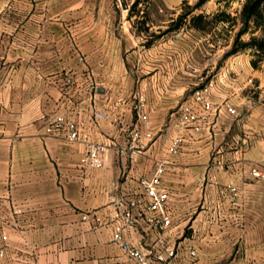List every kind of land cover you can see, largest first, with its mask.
Here are the masks:
<instances>
[{
    "label": "crops",
    "instance_id": "crops-1",
    "mask_svg": "<svg viewBox=\"0 0 264 264\" xmlns=\"http://www.w3.org/2000/svg\"><path fill=\"white\" fill-rule=\"evenodd\" d=\"M96 51L88 56V67L76 50L70 60L60 50L52 56L47 52L32 66L0 61V264H106L126 259L112 241L113 227L122 220L128 200L139 193V179L150 176L160 161L165 162L167 209L181 212L184 219H172L162 231L152 214L132 210L134 221L124 234L145 251L174 247L183 227L195 230L200 218L202 227H209L208 218L214 215L210 204L224 198L221 186L252 183L253 152L244 147L251 139L249 131L236 138L238 159L233 166L223 161L221 146L210 161L212 138L219 137L224 116L230 114L222 109L216 123L200 131L177 130L170 112L188 98L189 86L163 80L154 69L138 81L149 107L147 120L141 122L133 109L135 80L122 51L107 52L101 63L93 62ZM57 114L74 121L83 139L69 141L47 133V123ZM253 116L251 110L249 118ZM137 127L140 137L134 138ZM177 135L182 144L171 153L168 147ZM87 142L108 145L101 167L81 161ZM201 200L207 209L197 213ZM186 257L163 264H186Z\"/></svg>",
    "mask_w": 264,
    "mask_h": 264
},
{
    "label": "rangeland",
    "instance_id": "rangeland-1",
    "mask_svg": "<svg viewBox=\"0 0 264 264\" xmlns=\"http://www.w3.org/2000/svg\"><path fill=\"white\" fill-rule=\"evenodd\" d=\"M198 1L0 0V61L5 66L16 62L32 66L47 52L52 56L60 50L70 60L76 50L88 67V56L96 49L92 59L99 63L107 52L121 50L135 80L136 114L149 111L138 88V81L148 72L155 69L163 80L188 84V98L179 100L170 112L177 130H189L180 123L181 105L190 101L196 88L209 85L214 107L228 103L236 108L235 114L224 116L219 137L212 138L210 161L221 146L223 161L233 166L238 159L236 138L249 131L251 139L244 147L252 150L255 167L250 169L251 184L221 186L224 198L210 204L214 215L208 218L209 227H202L201 218L195 230L183 227L175 239L177 256L186 254V264H264V51L251 45L230 52L252 36L264 39V4L263 17L250 21L237 42L246 0H206L196 6ZM221 12L226 14L224 19H220ZM197 14L204 18L195 26L190 19ZM218 116L212 111L203 127L213 126ZM254 170L260 175H254ZM206 205L198 202L197 213L207 209ZM167 210L175 221L184 219L181 212Z\"/></svg>",
    "mask_w": 264,
    "mask_h": 264
},
{
    "label": "built area",
    "instance_id": "built-area-1",
    "mask_svg": "<svg viewBox=\"0 0 264 264\" xmlns=\"http://www.w3.org/2000/svg\"><path fill=\"white\" fill-rule=\"evenodd\" d=\"M211 87L204 85L196 88L190 101L181 105L180 123L193 130L200 131L205 123V119L212 111L218 114L224 109L227 113L233 115L236 108L228 103L221 106H213L210 99ZM138 118L141 122L147 120V113L142 110L137 111ZM46 132L53 135L64 136L69 141H78L83 139V134L79 126L72 120L62 114H57L46 125ZM134 138L140 137V128L137 127L132 131ZM182 144V136H175L168 147V151L176 153ZM108 145L101 142H87L85 152L81 161L92 167H101L103 165V156ZM165 171V162L160 161L150 176H144L139 179V193L128 200L127 206L122 215V220L113 227V243L120 247L124 252L126 259H109L106 264H163L177 256V250L174 247L166 246L153 251H145L137 244L131 242L125 234L126 226L131 225L134 221L132 210L136 209L140 213L152 214L155 224L160 230H165L172 225V216L167 210L169 191L163 183V174ZM254 175L259 176L260 172L254 170ZM234 189V188H232ZM119 214H117L118 217ZM98 219V218H97ZM3 220L0 217V227ZM2 239L6 237L2 235ZM191 254L195 251L191 250ZM4 256V248H0V257Z\"/></svg>",
    "mask_w": 264,
    "mask_h": 264
},
{
    "label": "trees",
    "instance_id": "trees-1",
    "mask_svg": "<svg viewBox=\"0 0 264 264\" xmlns=\"http://www.w3.org/2000/svg\"><path fill=\"white\" fill-rule=\"evenodd\" d=\"M206 0H199L196 3V6L201 5L202 3H204ZM264 4V0H246L245 3L242 6L241 9V18L243 21V26L240 28V30L237 32L236 34V41L238 42V38L241 34L245 33L247 31L249 22L259 18V17H263V13H262V5ZM219 15H221L220 19H224L222 18V16L226 15L225 12H221ZM204 16L202 14H197V15H193L190 19L191 24L198 26L199 23L201 24V22L203 21ZM251 45H255V47L261 51H264V39H259L256 38L254 36H252L250 38L249 41H239L237 46H234V48L230 51L231 53L236 52L239 49H244L246 47H249ZM253 65L256 66V62L252 61Z\"/></svg>",
    "mask_w": 264,
    "mask_h": 264
}]
</instances>
